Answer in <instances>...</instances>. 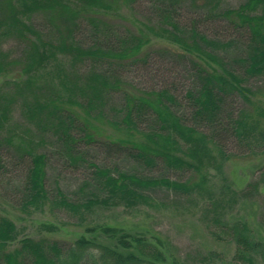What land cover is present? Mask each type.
Listing matches in <instances>:
<instances>
[{
  "label": "trees",
  "instance_id": "1",
  "mask_svg": "<svg viewBox=\"0 0 264 264\" xmlns=\"http://www.w3.org/2000/svg\"><path fill=\"white\" fill-rule=\"evenodd\" d=\"M231 1L0 0V77L11 75L0 82V184L11 189L0 197L25 213L62 209L82 222L94 207L155 208L152 194L162 191L201 207L208 233L235 242L234 264L264 260L248 224L226 220L237 193L226 182L209 189L210 170L220 173L235 157L231 140L242 158L264 154V85H250L264 79V0ZM86 22L94 37L84 45L78 33ZM153 40L167 45L154 48ZM153 48L182 64L183 94L126 77ZM110 100L116 106L108 111ZM102 120L120 136L96 139ZM51 142L72 163H87L75 201L46 186L50 157L42 149ZM85 143L121 164L88 161ZM89 224L86 232L112 243L18 239L14 222L0 215V264H185L158 232L147 239Z\"/></svg>",
  "mask_w": 264,
  "mask_h": 264
},
{
  "label": "rangeland",
  "instance_id": "2",
  "mask_svg": "<svg viewBox=\"0 0 264 264\" xmlns=\"http://www.w3.org/2000/svg\"><path fill=\"white\" fill-rule=\"evenodd\" d=\"M238 2L239 0L231 1L233 5ZM129 16L130 13L126 12V18ZM113 23L119 30L123 28L120 21ZM83 25L82 29L79 30L78 37L85 45V43H90L94 37V28L87 22ZM151 44L155 45L154 48H156L160 45H167V42L153 40ZM4 46L6 48L13 47V42H7ZM154 48L151 49L153 52L149 61L145 64L141 63L138 67L130 68L126 77L130 81L132 80L137 87L155 89L166 87L176 94H183L189 81L182 64L156 53ZM10 76L0 77V82ZM260 84L261 86L264 85V79L250 81V85ZM115 106L114 101H107L106 110L110 111V108L113 109ZM95 126L99 128V130L96 129V139L98 138L99 141L105 140V137L116 139L120 136L103 120L97 121ZM16 130L20 133V128H16ZM32 137L37 139L36 135H32ZM80 148L85 152V159L88 161H94L98 164L101 161L110 163L111 159L115 161V164L122 162L121 157H117L115 153H111V157L105 160L106 151L96 143L81 144ZM42 150L46 151L50 157L47 166V188L52 189L58 186L72 200L81 198L80 194L73 193H76L77 187L85 176L87 163L85 162V167L82 162L72 163L68 158L62 156L58 145H54L52 142L43 146ZM229 150L235 157L223 164L220 173L216 174V171L210 170L211 185L209 189L215 193L219 192L220 187L226 182L225 184L237 193V200H239L236 205L227 210L226 220L228 222L235 220L246 222L255 239L264 244V154L242 158V149L238 148L234 140H231ZM10 190L9 187L5 186V183L0 184V195L5 194L2 193L4 191L10 193ZM152 195L160 201V204L155 208L144 204L133 208H123L122 206L94 207L88 220L83 219L82 222L76 216H72L62 209L51 210L45 207L43 211L25 213L11 206L7 199L0 197V215L14 222L19 231L18 239L44 237L67 245L83 236L100 243L111 244V239L85 231V226L90 225L89 223H95L120 227L131 235L143 236L147 239H150L152 232H158L167 253L185 264L235 263V242L229 238L226 240L223 237L218 239L208 233L202 218V209L196 202L188 203L182 198L168 197L162 191H157ZM49 225L53 226L54 229L45 228ZM16 243L10 244V248L14 247ZM254 264H264V260L255 257Z\"/></svg>",
  "mask_w": 264,
  "mask_h": 264
}]
</instances>
